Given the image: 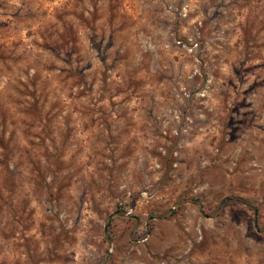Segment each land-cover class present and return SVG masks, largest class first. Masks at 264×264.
I'll return each instance as SVG.
<instances>
[{
    "label": "rangeland",
    "instance_id": "rangeland-1",
    "mask_svg": "<svg viewBox=\"0 0 264 264\" xmlns=\"http://www.w3.org/2000/svg\"><path fill=\"white\" fill-rule=\"evenodd\" d=\"M0 264H264V0H0Z\"/></svg>",
    "mask_w": 264,
    "mask_h": 264
}]
</instances>
